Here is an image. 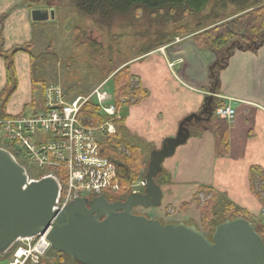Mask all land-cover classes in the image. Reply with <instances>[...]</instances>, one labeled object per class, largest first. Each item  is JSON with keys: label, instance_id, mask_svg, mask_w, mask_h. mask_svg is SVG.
I'll use <instances>...</instances> for the list:
<instances>
[{"label": "crops", "instance_id": "obj_1", "mask_svg": "<svg viewBox=\"0 0 264 264\" xmlns=\"http://www.w3.org/2000/svg\"><path fill=\"white\" fill-rule=\"evenodd\" d=\"M24 2L0 0V119L38 111L43 105L47 83L34 78L30 53L16 51L35 43V22ZM215 61L214 53L199 49L189 39L134 59L130 63L132 74L150 94L142 103L123 108H128L126 126L130 132L146 137L155 149L164 139L175 136L180 122L199 112L210 95V67ZM11 77L15 87L2 108ZM39 85L43 86L37 105ZM221 101L237 111L235 122H228L227 152L217 148L213 125L200 127L194 134L191 130L189 142L170 158L173 183L217 186L229 200L254 216L252 203L259 205L261 201L251 188L252 169L259 168L264 175V46L232 55L220 71L217 102ZM162 189L166 193L164 186Z\"/></svg>", "mask_w": 264, "mask_h": 264}, {"label": "water", "instance_id": "obj_2", "mask_svg": "<svg viewBox=\"0 0 264 264\" xmlns=\"http://www.w3.org/2000/svg\"><path fill=\"white\" fill-rule=\"evenodd\" d=\"M54 12L34 10V22ZM241 48V47H240ZM210 67L211 89L202 109L186 116L173 137L151 152L144 193L111 202L106 195L79 198L60 212L55 178L29 182L28 172L13 153L0 147V258L20 240L48 232L51 248L79 264H264V238L253 222L238 217L220 223L211 237L197 226L163 223L136 208L161 207L164 191L158 178L164 163L192 136L191 128L210 122L217 109L220 72Z\"/></svg>", "mask_w": 264, "mask_h": 264}, {"label": "rangeland", "instance_id": "obj_3", "mask_svg": "<svg viewBox=\"0 0 264 264\" xmlns=\"http://www.w3.org/2000/svg\"><path fill=\"white\" fill-rule=\"evenodd\" d=\"M24 3L32 12L47 9L49 12L53 11L55 15L49 21L35 22V43H32L34 44L32 49L34 78L38 82L47 83L46 85L61 84L70 96L91 93L94 88L105 80H113L114 75L125 66L132 73L130 63L134 59L137 60L146 55L148 50L158 44H162L160 48H163L173 42L182 44L185 39L193 40L196 25L200 22L204 23V20H221L218 23L210 21L203 24V27L206 26L207 29H211L219 24L235 20L264 5V2L259 6L252 5L251 8L243 12H238L236 7L228 6V9L223 13L224 17L215 19L217 14L220 13L221 7L217 6V0H211L205 12L194 14L187 20L188 31L192 34L185 36L179 30L182 25L176 26L173 23H166L162 15L135 13L128 18L115 21L111 27H105L98 22L96 17H90L79 12L73 0H25ZM6 15L2 16L3 20ZM140 84L141 81H137L136 77L133 86H139ZM42 86L39 85L37 88V105H39ZM107 88L113 94L114 87L111 82H109ZM138 100V98H132L131 104L137 105ZM127 111L128 108H125L121 115L126 116ZM199 129L198 126L193 127V134ZM128 136L129 141L142 150L141 152L146 156L149 151L151 154L153 149L148 146L153 144H150L146 137L135 135L129 129ZM6 143L3 139H0L1 147L9 148ZM122 150H125V148ZM149 158L148 156L143 160L140 177L134 184L144 179ZM171 160L169 159L164 163L166 172L158 178L159 182L164 181L166 178L170 180V182L161 185L166 189L164 201L161 207L146 211L147 216L159 219L163 223L184 222L192 224L201 229L208 237H211L220 223L238 218L234 216L232 211L233 205L252 214L247 208L229 200L217 186L200 185L193 182L182 186L174 184V178L170 170V168H173L170 165ZM21 163L33 177H39L42 174V170L34 163L22 160ZM260 179L255 177L254 191L261 195L263 201L259 205L256 201L252 203V206H254L252 208L256 212L254 216H250L251 221L258 229L264 225V213H261L264 210V181L262 179L260 181ZM109 196L123 200L128 197V194L115 193L109 194ZM19 246H21V243L10 250L4 258H0V264H10L15 250ZM40 264L79 263L52 249Z\"/></svg>", "mask_w": 264, "mask_h": 264}, {"label": "built area", "instance_id": "obj_4", "mask_svg": "<svg viewBox=\"0 0 264 264\" xmlns=\"http://www.w3.org/2000/svg\"><path fill=\"white\" fill-rule=\"evenodd\" d=\"M109 82L107 79L91 93L77 96H70L61 84L46 85L40 110L0 119V139L9 146L5 149L20 163L32 162L42 170L39 177L27 170L29 182L48 177L57 181L56 212L79 198L92 200L106 195L109 199V194L127 190L121 185L116 164L104 152L107 140L117 134L116 120L122 117L114 94L107 88ZM87 106L95 107L102 120L94 123L86 117ZM214 115L234 123L237 111L224 105L217 107ZM145 186L142 179L128 192L144 193ZM19 243L10 264H40L52 249L48 232L20 239L12 249Z\"/></svg>", "mask_w": 264, "mask_h": 264}, {"label": "trees", "instance_id": "obj_5", "mask_svg": "<svg viewBox=\"0 0 264 264\" xmlns=\"http://www.w3.org/2000/svg\"><path fill=\"white\" fill-rule=\"evenodd\" d=\"M73 2L79 12L90 17H96L98 22L105 27H111L115 21L128 18L135 13H146L149 15H162L166 23H173L176 26L182 25L179 30H181L182 34L188 36L192 32L188 31L187 20L194 14L205 12L211 0H73ZM262 2L264 0H217V6L221 7V10L215 19L224 17L223 13L228 9V6L236 7L238 12H243L251 8L252 5L259 6ZM204 21V23L210 21L218 23L221 20ZM204 23L200 22L196 25L193 42L199 49L210 50L215 54L216 60H220V64L215 68L218 72L222 71L228 65L230 58L236 51H257L264 46V5L257 7L235 20L227 21L211 29H207L206 26L203 27ZM160 46L162 44H158L156 47L148 50V52L156 50ZM33 47L34 44H29L25 47L17 48L16 51H26L30 53L31 58H34L32 54ZM134 79L135 77L130 69L125 66L114 75L113 80H110L114 87L113 94L115 96V102L120 110H123L124 107L129 105H133L131 104L132 98H138L139 100L136 104H140L149 97V91L141 85L133 86ZM36 84L37 82H35ZM14 87L15 80L11 77L9 87L5 90V97L1 105L2 108L6 105L7 95L12 93ZM122 100H125V103H122ZM224 105H226L225 102H217L218 107ZM96 110L92 106H87L84 110V115L94 123L102 120ZM115 123L118 130L117 134L107 140L104 152L116 164L122 187L127 188V190H123L120 194H129L130 187L140 177L143 160L148 156L150 157V151L146 156L141 152L142 150L129 141L126 116H122ZM209 125L214 126L217 148L223 150L225 154L229 147L228 122L214 116L210 122L197 126L205 128ZM148 147H152L153 150L155 149L153 145H149ZM124 148L125 150H122ZM261 173L263 172L259 168L255 167L252 169L251 188L258 199L263 201L261 195L254 191L256 175H259L264 181V175L261 176ZM166 180L168 179L166 178L162 182L157 181L160 185H163L166 182H170V180ZM109 200L114 202L118 199L109 196ZM232 211L235 217H245L251 220V214L245 209L233 205ZM258 232L264 238V225L258 229Z\"/></svg>", "mask_w": 264, "mask_h": 264}, {"label": "flooded vegetation", "instance_id": "obj_6", "mask_svg": "<svg viewBox=\"0 0 264 264\" xmlns=\"http://www.w3.org/2000/svg\"><path fill=\"white\" fill-rule=\"evenodd\" d=\"M148 210H150V209H144V208H142V207H139V208H136V209L134 210V213H135V214H139V215H140V214L146 215L145 212L148 211Z\"/></svg>", "mask_w": 264, "mask_h": 264}]
</instances>
